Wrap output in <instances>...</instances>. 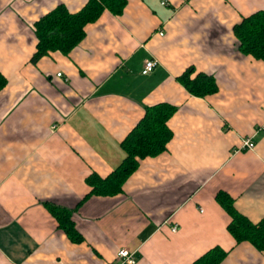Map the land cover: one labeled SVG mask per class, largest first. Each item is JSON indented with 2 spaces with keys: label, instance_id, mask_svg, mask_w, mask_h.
Wrapping results in <instances>:
<instances>
[{
  "label": "crops",
  "instance_id": "1",
  "mask_svg": "<svg viewBox=\"0 0 264 264\" xmlns=\"http://www.w3.org/2000/svg\"><path fill=\"white\" fill-rule=\"evenodd\" d=\"M88 2L0 0V264H124L121 249L137 264H193L215 247L228 252L222 264H264L216 200L225 192L264 220V62L242 55L234 34L264 0H128L69 55L33 63L36 23ZM148 60L158 67L143 75ZM189 68L214 76L218 93L191 95L179 81ZM159 104L177 109L167 151L140 161L123 193L90 196L87 179L121 165L123 142ZM48 206L71 210L84 242Z\"/></svg>",
  "mask_w": 264,
  "mask_h": 264
},
{
  "label": "trees",
  "instance_id": "2",
  "mask_svg": "<svg viewBox=\"0 0 264 264\" xmlns=\"http://www.w3.org/2000/svg\"><path fill=\"white\" fill-rule=\"evenodd\" d=\"M127 5L128 0H89L88 4L75 14L70 13L64 5L58 6L36 23L38 49L33 63L54 52L69 55L85 39L88 25L96 23L106 10L115 16H122ZM234 34L242 55L264 62V11L244 18L235 26ZM179 81L191 95L198 98H206L219 91L214 76L197 73L194 68H189L179 77ZM5 85L6 81L0 75V90ZM176 110L169 104L147 108L143 119L123 142L126 157L121 165L106 178L94 174L87 179V184L92 189L89 195L113 197L123 193L126 182L139 169L140 161L165 153L173 137L168 121ZM216 200L232 219L228 231L236 242H248L259 251H264V220L259 224L252 223L237 210L234 199L225 192L218 193ZM48 207L57 220L59 229L73 243L84 242L82 234L76 228L71 210ZM227 256L228 252L215 247L193 264H222Z\"/></svg>",
  "mask_w": 264,
  "mask_h": 264
},
{
  "label": "built area",
  "instance_id": "3",
  "mask_svg": "<svg viewBox=\"0 0 264 264\" xmlns=\"http://www.w3.org/2000/svg\"><path fill=\"white\" fill-rule=\"evenodd\" d=\"M160 35L163 36L164 33L160 32ZM157 67H158V62L156 60H148L145 63V67H144L142 74L143 75L151 74L152 72L156 70ZM59 76H61V74H59ZM263 111H264V108H263ZM255 147H256V143L250 138H247L246 140H244L243 150L253 151ZM172 231L177 232L178 227L174 226L172 228ZM118 259L121 260L124 264H137V258L135 254L131 252L129 249H121L118 252Z\"/></svg>",
  "mask_w": 264,
  "mask_h": 264
}]
</instances>
